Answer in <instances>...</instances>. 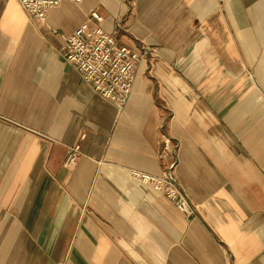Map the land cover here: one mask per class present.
I'll return each mask as SVG.
<instances>
[{
    "label": "crops",
    "instance_id": "crops-1",
    "mask_svg": "<svg viewBox=\"0 0 264 264\" xmlns=\"http://www.w3.org/2000/svg\"><path fill=\"white\" fill-rule=\"evenodd\" d=\"M93 11L146 52L122 109L66 59ZM0 264H264V0H0Z\"/></svg>",
    "mask_w": 264,
    "mask_h": 264
},
{
    "label": "built area",
    "instance_id": "built-area-1",
    "mask_svg": "<svg viewBox=\"0 0 264 264\" xmlns=\"http://www.w3.org/2000/svg\"><path fill=\"white\" fill-rule=\"evenodd\" d=\"M81 3L83 0H71ZM61 0H20L23 9L32 17L46 21L48 11L60 4ZM102 16L93 11L89 21L79 26L66 38L67 61L77 69L94 91L122 109L131 94L136 78V67L146 52L134 51L119 45L115 37L101 26ZM170 150L169 142L165 151ZM82 155L80 144L67 148L64 166L75 165ZM165 156V153L162 155ZM132 177L145 185L161 191L180 211L188 216L196 215L188 195L174 178L171 169L156 176L142 171H131Z\"/></svg>",
    "mask_w": 264,
    "mask_h": 264
},
{
    "label": "rangeland",
    "instance_id": "rangeland-1",
    "mask_svg": "<svg viewBox=\"0 0 264 264\" xmlns=\"http://www.w3.org/2000/svg\"><path fill=\"white\" fill-rule=\"evenodd\" d=\"M172 171V170H171ZM172 173H173V171H172ZM174 175V174H173ZM174 178H175V176H174ZM176 179V178H175ZM177 181V180H176ZM152 187V186H151Z\"/></svg>",
    "mask_w": 264,
    "mask_h": 264
}]
</instances>
